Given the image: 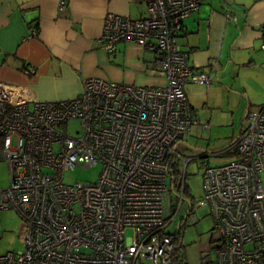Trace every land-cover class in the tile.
<instances>
[{
	"label": "built area",
	"instance_id": "obj_1",
	"mask_svg": "<svg viewBox=\"0 0 264 264\" xmlns=\"http://www.w3.org/2000/svg\"><path fill=\"white\" fill-rule=\"evenodd\" d=\"M140 1L142 16L106 13L98 43L107 53L120 42L150 49L165 85L90 77L75 97L38 101L0 81V159L10 179L0 189V215L18 214L22 243L1 254L0 264H175L176 232L166 228L187 200L189 162L175 145L191 126H208L194 116L184 86L210 84L178 35L201 0ZM65 5L59 1L60 10ZM71 120L79 124L74 132ZM223 153L224 163L201 161L202 197L187 200L189 210L207 207L212 217L215 257L205 264H264V104L247 114ZM176 160L181 175L173 188ZM95 164L96 181L64 182L66 171ZM169 194L178 200L174 211Z\"/></svg>",
	"mask_w": 264,
	"mask_h": 264
},
{
	"label": "crops",
	"instance_id": "obj_2",
	"mask_svg": "<svg viewBox=\"0 0 264 264\" xmlns=\"http://www.w3.org/2000/svg\"><path fill=\"white\" fill-rule=\"evenodd\" d=\"M59 1L0 0V81L38 101L75 97L90 77L165 85L150 49L120 42L114 53H107L98 43L107 12L136 18L145 14L142 1L66 0L63 10ZM178 43L193 67L210 77L208 87L191 82L184 86L194 116L205 121L200 109L214 108L223 90L232 92L229 82L239 80L235 68L258 70L264 64V0H201L199 9L184 19ZM30 66L32 74L25 72Z\"/></svg>",
	"mask_w": 264,
	"mask_h": 264
},
{
	"label": "rangeland",
	"instance_id": "obj_3",
	"mask_svg": "<svg viewBox=\"0 0 264 264\" xmlns=\"http://www.w3.org/2000/svg\"><path fill=\"white\" fill-rule=\"evenodd\" d=\"M259 64L262 66H259L258 70L243 66L235 68V73L239 69V80L236 81H231V72L227 73L231 81L229 85H233L232 92L223 90L220 93L221 102H217L214 108L207 107L199 111L200 116H203L202 112L205 111L203 118L208 126H191L190 134L175 145V149L189 159L186 183L193 201L202 197L201 161H207L209 164L228 161L229 157L223 152L234 143L241 128L245 126L247 114L264 104V64ZM69 125L70 132H74L79 126L77 120H71ZM100 171L101 164L90 167L77 165L64 173L63 180L68 184L94 182ZM261 180L264 181V171L261 172ZM9 184L6 163L0 160V189L8 187ZM168 197L174 211L177 197L174 194H169ZM189 209L190 204L184 200L166 231L171 234L177 231L181 233L180 255L184 264H205L215 257L214 250L210 248L212 217L207 207H192V211ZM20 231L21 220L18 214L12 209L3 211L0 215V255L22 249ZM127 235H131V230H127Z\"/></svg>",
	"mask_w": 264,
	"mask_h": 264
},
{
	"label": "trees",
	"instance_id": "obj_4",
	"mask_svg": "<svg viewBox=\"0 0 264 264\" xmlns=\"http://www.w3.org/2000/svg\"><path fill=\"white\" fill-rule=\"evenodd\" d=\"M30 29H31V31L34 30L35 32H37V25L31 26ZM170 172L173 174V179H171V182H173L172 186H173V188H175L178 185L179 178L181 175V165H180L179 161L176 160L174 165L170 167ZM185 186H186L185 187L186 190L184 192L185 197L187 200L190 197V202H191L192 201L191 194H190L189 187H188L186 182H185ZM180 237H181V233L179 231L176 232V235H174V242L176 244V253L174 256V263L175 264H184L183 260L181 259V255H180V248L182 246Z\"/></svg>",
	"mask_w": 264,
	"mask_h": 264
}]
</instances>
